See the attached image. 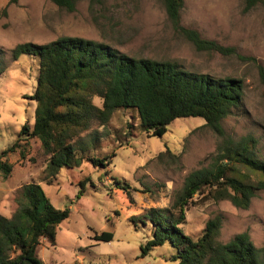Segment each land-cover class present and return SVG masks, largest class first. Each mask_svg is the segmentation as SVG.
I'll return each instance as SVG.
<instances>
[{
  "label": "rangeland",
  "instance_id": "rangeland-1",
  "mask_svg": "<svg viewBox=\"0 0 264 264\" xmlns=\"http://www.w3.org/2000/svg\"><path fill=\"white\" fill-rule=\"evenodd\" d=\"M184 3V28L232 50H197L173 27L161 0H78L74 11L52 0H0V154L14 143L20 147L6 157L10 175L0 172V215L10 216L21 207L22 190L31 183L42 187L55 208L69 209L68 219L57 227L55 245L44 240L37 250L44 264H176L168 241L142 255L153 227L141 219L150 209L169 208L185 178L210 167L221 138L201 118L177 119L163 137L150 136L141 129L137 112L118 110L106 126L93 125L80 140L88 142L84 155L106 159L104 165L83 160L63 167L53 179L46 172L48 156L40 141L27 145L18 138L25 125L34 126L37 103L32 96L39 68L33 56L13 59L20 44L78 37L132 58L170 61L190 72L240 80L242 104L223 120V128L234 140L254 139L256 154L264 160V7L244 12V0ZM93 102L102 105L97 97ZM115 180L128 185L129 195ZM216 218L222 223L219 241L248 233L254 246L264 247V190L247 209L229 201L190 205L180 228L196 240ZM104 232L113 233V240L96 241L95 235Z\"/></svg>",
  "mask_w": 264,
  "mask_h": 264
},
{
  "label": "trees",
  "instance_id": "trees-1",
  "mask_svg": "<svg viewBox=\"0 0 264 264\" xmlns=\"http://www.w3.org/2000/svg\"><path fill=\"white\" fill-rule=\"evenodd\" d=\"M52 1L74 11L78 0ZM90 1L99 4L102 0ZM161 2L173 27L197 50H232L181 25L184 0ZM257 7H264V0H244V12ZM24 54L38 60L37 85L32 96L37 106L34 126L25 125L18 138L27 145L32 139L40 141L48 156L49 177L54 179L63 167L73 168L83 160L104 165L106 159L84 155L88 142L80 140L93 125L106 126L118 110L133 109L141 129L159 138L177 119L201 118L221 138L214 161L210 167L193 171L185 178L169 208L150 209L142 217V223L149 222L153 227L152 238L141 246L142 255L168 241L175 249L172 260L176 264H264V247L254 246L248 233L238 234L227 243L219 241L220 218L209 220L196 240L180 228L186 222L190 205L229 201L237 208L247 209L258 192L264 190V160L256 154L255 140L227 137L222 124L242 104V81L190 72L170 61L132 58L78 37H64L45 45L20 44L13 50V59ZM260 77L264 84L263 69ZM94 97L102 101L101 107L94 104ZM19 148L14 143L0 154V172L5 178L12 172L6 157ZM115 184L129 195L128 185L119 180ZM21 199V207L13 214L0 215V264H44L37 250L44 240L55 245L57 227L68 219L70 211L55 208L39 184L26 185ZM113 238L111 232L95 235L98 242Z\"/></svg>",
  "mask_w": 264,
  "mask_h": 264
}]
</instances>
